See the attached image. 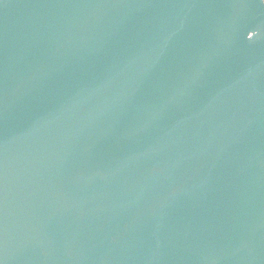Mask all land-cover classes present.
Masks as SVG:
<instances>
[{
    "label": "water",
    "instance_id": "obj_1",
    "mask_svg": "<svg viewBox=\"0 0 264 264\" xmlns=\"http://www.w3.org/2000/svg\"><path fill=\"white\" fill-rule=\"evenodd\" d=\"M0 264H264V0H0Z\"/></svg>",
    "mask_w": 264,
    "mask_h": 264
}]
</instances>
